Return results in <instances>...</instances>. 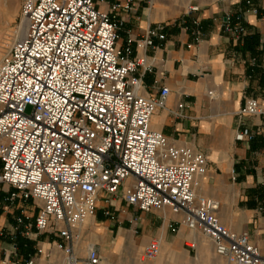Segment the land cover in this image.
Returning <instances> with one entry per match:
<instances>
[{
	"label": "built area",
	"instance_id": "1",
	"mask_svg": "<svg viewBox=\"0 0 264 264\" xmlns=\"http://www.w3.org/2000/svg\"><path fill=\"white\" fill-rule=\"evenodd\" d=\"M111 1L22 0L15 39L0 60V186L14 190L11 201L32 200L40 210L34 221L17 216L10 233L29 240L54 235L64 243L59 249L68 256L66 264H101L95 246L84 259L76 248L101 196L116 195L127 184V204L181 214V224L208 240L227 264H264V246L248 232L225 227L217 216L219 201L197 194V181L207 171L205 155L170 144L151 127L170 90L163 87L157 97L140 94L142 79L135 74L139 67L147 70L146 61L133 56L132 40L118 47L123 22L116 14L155 0ZM193 24L200 26L198 20ZM225 30L237 39L246 34L241 24ZM165 31L163 23L149 27L138 48L164 41ZM237 115L240 122L262 119L264 134L260 99H246ZM250 138L249 130L236 134L237 141ZM159 254L160 242L153 240L142 257L153 261Z\"/></svg>",
	"mask_w": 264,
	"mask_h": 264
},
{
	"label": "crops",
	"instance_id": "2",
	"mask_svg": "<svg viewBox=\"0 0 264 264\" xmlns=\"http://www.w3.org/2000/svg\"><path fill=\"white\" fill-rule=\"evenodd\" d=\"M192 4L181 20L173 23L168 22L165 4L159 0L138 3L130 12L120 10L116 15L123 25L118 47L125 48L132 40L133 56L145 58L147 70L139 67L135 74L142 79V96L157 97L163 87L170 90L166 107L155 112L151 127L163 133L170 144L188 146L205 155L207 171L197 181V194L219 201L220 222L233 232H248L251 241L263 247L262 119L240 122L237 113L248 98L264 102V0ZM191 7L198 11L190 13ZM101 9H108V4ZM159 23L166 25V39L156 41L154 47L138 48L148 28ZM229 24H241L246 34L237 39L225 30ZM253 35L259 37L257 44L245 42ZM243 130H249L251 138L237 141L236 134ZM126 186L118 194L98 200L94 217L83 228L76 248L78 257L86 258L88 247L95 246L106 264H227L208 240L181 224V214L169 209L143 212L127 204ZM13 192L7 185L0 186V264H27L30 260L55 264L47 263L44 255L60 251L59 245L64 243L59 238L42 234L27 247V238L10 233L17 216L25 213L34 221L40 210V204L32 200L11 201ZM153 240L160 242L159 256L153 261L133 262Z\"/></svg>",
	"mask_w": 264,
	"mask_h": 264
},
{
	"label": "rangeland",
	"instance_id": "3",
	"mask_svg": "<svg viewBox=\"0 0 264 264\" xmlns=\"http://www.w3.org/2000/svg\"><path fill=\"white\" fill-rule=\"evenodd\" d=\"M164 3L163 11L169 15L168 22L173 23L180 21L183 14L188 10L191 2L194 4L198 1L201 4L213 3L218 0H159ZM155 2V1H154ZM22 0H0V60L10 47L12 41L15 39V32L19 26L20 21V8ZM30 111V110H29ZM88 222V221H87ZM86 225V224H85ZM100 242V238L97 239ZM67 254L62 250L53 253L48 251L45 253L44 258L46 262L62 263L66 262ZM36 258V257H35ZM37 259V258H36ZM106 258L103 257L102 264H106ZM129 261L130 258H128ZM133 262H145L143 257L132 258ZM35 262V261H34ZM57 262V263H56ZM36 263V262H35Z\"/></svg>",
	"mask_w": 264,
	"mask_h": 264
},
{
	"label": "trees",
	"instance_id": "4",
	"mask_svg": "<svg viewBox=\"0 0 264 264\" xmlns=\"http://www.w3.org/2000/svg\"><path fill=\"white\" fill-rule=\"evenodd\" d=\"M199 28H200V26H199ZM259 39V37L257 36V35H253V36H251L248 40H245V42H253V43H255V44H257V40ZM25 244H26V246L28 247L29 245H30V240L28 239H25ZM30 254V253H29ZM31 255V254H30ZM29 255V256H30Z\"/></svg>",
	"mask_w": 264,
	"mask_h": 264
}]
</instances>
